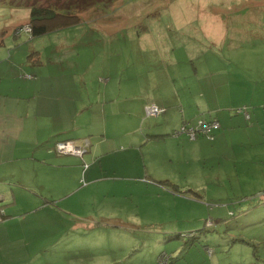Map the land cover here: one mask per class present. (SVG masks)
I'll return each instance as SVG.
<instances>
[{"label":"rangeland","instance_id":"1","mask_svg":"<svg viewBox=\"0 0 264 264\" xmlns=\"http://www.w3.org/2000/svg\"><path fill=\"white\" fill-rule=\"evenodd\" d=\"M28 5L65 6L79 19L33 36L20 28L28 24ZM2 30L0 61L28 66L54 85L62 79L65 102L74 97L89 106L71 122L64 121L62 131L86 133L104 123L110 130L112 119L124 115L104 112L133 102L120 100L121 93L145 86L153 94L157 82L163 89L174 84L180 96L187 85L202 101L186 103L188 122L218 111L228 119L219 122L213 139L171 132L184 143L151 142L133 152L130 161L142 175L146 157L169 159L167 166L154 165L155 173L167 174L182 191L194 188L179 197L155 192L140 179L96 178L104 174L100 163L114 167L107 175L116 169L131 174L125 168L129 159L122 158L124 142L102 162L94 159L93 149L103 144L81 156L57 155L77 156L78 174L76 165L51 171L44 164L30 175L19 173L26 182L14 179L4 185L15 195L14 210L30 209L50 192L58 208L26 212V222L44 217L49 235L8 245L0 239V264H264V0H0ZM210 78L219 89L201 96L199 88ZM111 95L119 101L108 102ZM141 115L150 121L159 117ZM42 142L40 157L45 148L57 153L54 141ZM91 164L97 167L95 176H83ZM50 198L42 200L51 203ZM3 213L0 207L1 219Z\"/></svg>","mask_w":264,"mask_h":264},{"label":"crops","instance_id":"2","mask_svg":"<svg viewBox=\"0 0 264 264\" xmlns=\"http://www.w3.org/2000/svg\"><path fill=\"white\" fill-rule=\"evenodd\" d=\"M3 34H5V31H0V44L3 40ZM6 60L7 58H4L0 61V207L3 208L5 214L2 219L0 218V221H2L0 223V239L2 240V245L11 244V241L26 237L36 242L46 237V235L49 234L43 230L44 217H34L33 219L36 222L32 223L29 221L26 222L27 220L25 219L28 216L25 214H27L26 212L30 209H33L31 212H37L48 209L55 211L54 209L58 208L57 204L53 203L56 200H54L53 197L50 198L52 194V192H50L45 194L44 197L40 195L38 203L33 205L30 209L24 210L19 208L14 210L11 204L15 202L16 198L15 195L13 197V193L6 191L4 185H7V181L15 179L20 182H26L20 179L19 173L25 171L27 175H30L32 168L43 164L51 167V171H57L56 168L58 167H72L76 165L75 169H77L78 166L77 174L80 172L81 166H79L80 163L77 161L79 159L77 156L74 158L64 156L58 157L57 155L63 154H55L52 150L48 151L45 148L43 149L42 157H40L39 153L42 149V141V143L45 142L47 144L49 141L56 142L62 138H72L74 140H84L88 138L91 144L88 149L89 152H91L95 144L104 145L102 149H93V151L97 152L94 159L100 160V162L104 159L112 158L116 150L114 146L120 142H124L127 149L123 150L126 151V154H124L122 158L129 159L125 168H129L128 170H130L131 174H118L116 169L113 170L114 173L107 175L106 172H108L109 169L112 170L114 167L111 168L112 166L100 163V170L104 171V174L102 173V176L96 178H112L114 176H119L120 178L126 179H140L144 181L146 185L154 186L156 189L155 192H163L166 195L170 194L174 197L182 196V194L190 192L191 190L194 191L192 187H185V191H182L183 189L180 190V187L172 182L167 174L155 173L154 165L161 163L167 166L166 161H170L166 157H162V160L160 154H155L153 157H146L147 165L145 166L146 172L144 175L141 174V168L137 169V163L135 162L134 167L133 162L130 161L133 152L146 143L152 142L155 145L161 146L164 145L165 142H176L177 144L184 143L180 142L183 138H173L169 135H171L172 130L176 129L178 125L180 126L182 121L191 118L190 114L186 112V103L192 102L194 99V103L203 105L202 101H199V103L196 101L195 97L192 96L189 86L186 85L184 88L186 93L184 96L179 95L177 91L178 88L174 84L170 86V88L163 89V83L160 84L159 82L155 84L158 85L159 88L157 91L159 92L158 95L157 92L155 93L154 88H151V90H154L153 94L148 93L147 90L150 88L145 86L134 91L132 89H126L121 93L122 97L120 100H129L133 102H126L125 106H120L116 111H114L112 107H110L108 112L103 111L105 116H108L107 114L111 115L112 113L124 115V119H112L114 127L110 128V130H108L107 124L104 123L103 128L100 130L89 127L86 133H77L75 130H71V128L62 131L64 121L71 122L74 118L79 117L81 113H84L89 106L86 104L81 105L79 99L74 97L71 99V102H65L63 97L65 87L62 79L57 80V84L54 85L52 80L46 81V75H38L34 69L28 66L16 65L11 61L4 62ZM39 71L43 73L42 69H39ZM210 74L214 73L212 72ZM167 76H172V79L175 78L171 71L168 72ZM211 80L212 78H210L208 85L200 86L199 93L201 96H205L207 89H212L213 91L219 89L217 88V83H213ZM47 83L51 87H55L54 91L49 89ZM107 87H110V84L106 85L104 89H107ZM120 92L121 88H119V93ZM166 94H169V97H167ZM187 95L191 97V100H188ZM110 100L119 101L118 97L114 95H111L108 100V102L112 103ZM149 102H154L166 107V110L160 113L161 115L158 114V118H153L151 121L146 120L141 115L145 113L144 105ZM214 117L218 119L220 124L228 119V116L224 117L220 111H218ZM131 119V123L128 124L126 121ZM100 126L102 125H98L97 127L100 128ZM124 126H129V129H126ZM219 129L220 127L217 130ZM64 131L68 132L61 134V132ZM151 134L162 135L153 136ZM108 139H111V141L106 142ZM187 141L193 142L190 140ZM96 172L97 167L92 164L86 170L82 171V173H84L83 176L88 174L90 177H94ZM53 173L55 174V172ZM154 173L156 175H154ZM161 180H165L166 183H162ZM59 197L61 198L62 196ZM43 198H50L51 203L47 200L43 201ZM32 200H34V198H32ZM40 202L41 205L39 207ZM13 216H22L19 219L23 218V220L19 221L18 219V221L13 222L11 219ZM38 247L37 249H40L42 246ZM43 251L44 250L41 249L40 253L36 256H41ZM27 263L30 264L29 261H27Z\"/></svg>","mask_w":264,"mask_h":264},{"label":"built area","instance_id":"3","mask_svg":"<svg viewBox=\"0 0 264 264\" xmlns=\"http://www.w3.org/2000/svg\"><path fill=\"white\" fill-rule=\"evenodd\" d=\"M28 32H30L31 27L29 24L26 26L20 27ZM166 110L165 106L156 104L154 102L147 103L144 105V112L146 115H158ZM240 109H238L239 111ZM246 111H244V115ZM219 127V122L217 119H205L198 118L194 123L184 120L181 122L180 126L177 129L172 131L173 135H178L180 133H185L188 137L194 138L198 135H206L209 138L213 137V131ZM89 140L85 138L81 143L75 141L74 139L58 140L55 142V151L57 153H72L78 156H81L84 152L88 150ZM163 253L160 254V257H163Z\"/></svg>","mask_w":264,"mask_h":264},{"label":"trees","instance_id":"4","mask_svg":"<svg viewBox=\"0 0 264 264\" xmlns=\"http://www.w3.org/2000/svg\"><path fill=\"white\" fill-rule=\"evenodd\" d=\"M28 6H29L28 24L31 27V30L29 33L30 35H33V36L40 35L48 30L54 29L59 26L72 24L73 22L79 19L78 15L72 14L73 12H69L68 8H65V6L62 8L63 10L57 7H53V6H41V5H28ZM243 109L241 108L239 112L246 111ZM249 117L246 119H249ZM205 119L211 120L215 118L214 116H212V117H205ZM214 131L212 133L213 135H214ZM151 135L156 136V135H162V134H151ZM66 139H72V138H62L60 140H66ZM211 139H213V137ZM161 182L166 183L165 180H161ZM4 216H5L4 213L1 214V217H4ZM239 240H243V239L239 238Z\"/></svg>","mask_w":264,"mask_h":264},{"label":"clouds","instance_id":"5","mask_svg":"<svg viewBox=\"0 0 264 264\" xmlns=\"http://www.w3.org/2000/svg\"><path fill=\"white\" fill-rule=\"evenodd\" d=\"M246 118V117H245ZM219 122V121H218Z\"/></svg>","mask_w":264,"mask_h":264}]
</instances>
